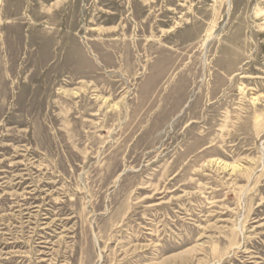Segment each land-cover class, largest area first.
I'll use <instances>...</instances> for the list:
<instances>
[{"label":"rangeland","instance_id":"1","mask_svg":"<svg viewBox=\"0 0 264 264\" xmlns=\"http://www.w3.org/2000/svg\"><path fill=\"white\" fill-rule=\"evenodd\" d=\"M88 263L264 264V0H0V264Z\"/></svg>","mask_w":264,"mask_h":264},{"label":"bare ground","instance_id":"2","mask_svg":"<svg viewBox=\"0 0 264 264\" xmlns=\"http://www.w3.org/2000/svg\"><path fill=\"white\" fill-rule=\"evenodd\" d=\"M4 10V9H3ZM225 172V171H224ZM22 211V210H21ZM40 211V210H39ZM29 213V212H28ZM40 216V215H39ZM31 223V222H30ZM151 228V227H150ZM235 229V228H234ZM37 230V229H36ZM46 230V229H45ZM97 236V235H96ZM39 237V236H38ZM32 240V239H31ZM50 241V240H49ZM101 243V242H100ZM115 255V254H114ZM117 255V254H116ZM88 256V255H87ZM53 257V256H52ZM253 258V257H252ZM49 260V259H48ZM42 261V260H41ZM40 261V262H41ZM104 262V261H103ZM89 264V263H88Z\"/></svg>","mask_w":264,"mask_h":264}]
</instances>
